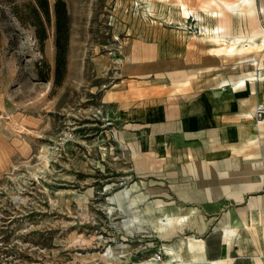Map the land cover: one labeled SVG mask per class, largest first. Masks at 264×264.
Instances as JSON below:
<instances>
[{
  "label": "rangeland",
  "instance_id": "374dc122",
  "mask_svg": "<svg viewBox=\"0 0 264 264\" xmlns=\"http://www.w3.org/2000/svg\"><path fill=\"white\" fill-rule=\"evenodd\" d=\"M64 1L70 29L65 72L57 79L52 28L38 43L34 27L0 0V264H148L157 251L155 260L164 261L165 235L148 222L132 224V213L154 203L165 210L181 204L174 202V180L183 173L162 169L183 158L174 148L193 146L196 155L187 147L193 157L185 163L190 167L197 157L206 166L213 160L206 151L239 148L241 141L222 129L183 145L179 133L163 132L159 105L174 106L194 90L223 87V80L245 74L263 77L264 47L216 55L205 28L222 22L246 33L256 22L264 29V11L252 20L210 15L203 9L209 0H146L148 13L144 0ZM255 2L264 9V0ZM257 81L264 87V77ZM142 101L151 103L145 122L133 107L124 113ZM258 104L262 112L252 117L264 129V101ZM172 112L175 117V107ZM166 139L172 155L161 159L155 153ZM144 163L162 172H140ZM129 189L127 199H136L131 209L119 201ZM184 227L198 229L193 222Z\"/></svg>",
  "mask_w": 264,
  "mask_h": 264
},
{
  "label": "crops",
  "instance_id": "0c3cea01",
  "mask_svg": "<svg viewBox=\"0 0 264 264\" xmlns=\"http://www.w3.org/2000/svg\"><path fill=\"white\" fill-rule=\"evenodd\" d=\"M255 73L258 74V69ZM257 80L254 85L247 84L235 90L228 83L222 84L223 87L209 86L181 96L174 106L168 101L159 105L158 122L163 126V132L179 133L183 145L193 144L192 139L193 142L202 139L204 142L208 141L211 136H207L206 131L216 133L222 129L234 130L241 146L245 145L239 148L213 147L205 152L209 160L213 159L212 164L209 162L205 166L196 157L190 167L185 161L196 155L193 146L174 148L178 149L176 153L183 158H176L178 163L175 167L171 168L169 162H165L162 167L166 171L183 173L182 176L175 174L174 202L181 204L174 207H189L184 205L192 204L191 206L199 208V214H191L189 221L180 228L176 227L160 238L162 248L173 249L171 253L164 251L166 258L162 263L264 264V134L261 132L264 129L263 125L259 128L260 123H254V117L245 115L249 110H254L255 104L264 101V87ZM133 103L124 108V113L132 111L133 107L136 119H145V107H150L151 103ZM120 107L117 104V108ZM174 122L176 127L171 126ZM160 144L165 149L155 153L156 155H161V159L172 155L173 149L167 139ZM251 145L257 147L249 148ZM187 147L192 149L193 156L190 154L191 149ZM139 167L140 172L147 169L162 172V169L156 166L154 168V163H144ZM202 171L207 173L202 176V182L197 183ZM213 188H220V192L215 193ZM196 216L199 218L197 223L194 219ZM188 222L195 223L198 229H185ZM190 236L201 240L199 250L183 247L180 252L174 251L182 240Z\"/></svg>",
  "mask_w": 264,
  "mask_h": 264
},
{
  "label": "bare ground",
  "instance_id": "6f19581e",
  "mask_svg": "<svg viewBox=\"0 0 264 264\" xmlns=\"http://www.w3.org/2000/svg\"><path fill=\"white\" fill-rule=\"evenodd\" d=\"M146 3L145 8L142 9V13L150 11V5L148 1L144 0ZM182 13L185 15L188 11V7L182 5ZM203 9L206 13L213 14L214 16H227V17H236L239 18L244 16L248 19L254 20L258 13L263 12L264 9L261 6L256 5L255 0H209L206 4L203 5ZM192 10V9H191ZM196 14L197 17L201 15L197 10L192 11ZM207 36L217 43V45L211 48V51L217 54H223L225 56H231L234 54H241L247 51L255 50L259 51L264 47V29L257 25L256 22L252 23L249 30L244 33L241 30L231 31L227 24L218 23L214 26L205 28ZM210 50V49H209ZM255 63V62H254ZM262 63L260 62L259 65ZM264 77V76H263ZM261 73L258 75H253L252 73L245 74L244 76L239 77L236 80L231 82L223 80V83H228L232 90L240 88L247 84H252L256 79L263 78ZM183 83V82H182ZM186 83V82H185ZM257 105L255 106L254 111H249L251 113L249 116H254L256 114ZM248 114V113H247ZM259 122H261L259 120ZM251 140V139H250ZM250 142V141H249ZM122 195L125 198L119 200L121 203H125L126 206L131 209L135 208L136 199L130 197L127 199V195L130 193L129 190H123ZM198 208L195 206L189 207H169L166 210L162 205L154 203L153 205L145 207L142 211L135 209L132 213L130 220L132 224L141 225L142 223L148 222L150 228L158 233L159 235H165L170 233L176 227L180 228L186 221H189L188 216L190 214H195ZM145 212L155 213L149 219L145 217ZM162 213V215H161ZM160 236V237H161ZM201 240L195 239L193 237H187L182 240L180 245L174 250L180 252V250L185 247L190 250H199L201 248ZM163 250L167 253L173 251L170 247H165ZM106 253V252H105ZM174 264L175 262H170ZM136 264H141L137 262ZM148 264H165L162 261H156L154 258L148 261Z\"/></svg>",
  "mask_w": 264,
  "mask_h": 264
},
{
  "label": "trees",
  "instance_id": "16d2710c",
  "mask_svg": "<svg viewBox=\"0 0 264 264\" xmlns=\"http://www.w3.org/2000/svg\"><path fill=\"white\" fill-rule=\"evenodd\" d=\"M21 23L34 27V36L42 44L52 28L55 46L54 75L61 78L65 72L70 17L64 0H26L21 3L6 0Z\"/></svg>",
  "mask_w": 264,
  "mask_h": 264
},
{
  "label": "built area",
  "instance_id": "2783aa9c",
  "mask_svg": "<svg viewBox=\"0 0 264 264\" xmlns=\"http://www.w3.org/2000/svg\"><path fill=\"white\" fill-rule=\"evenodd\" d=\"M262 109H263V105L262 104H258L257 105V109H256V113L258 114V115H260V113L262 112ZM154 255H155V258L154 259H158L159 258V251H157L156 253H154Z\"/></svg>",
  "mask_w": 264,
  "mask_h": 264
}]
</instances>
